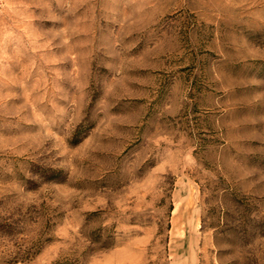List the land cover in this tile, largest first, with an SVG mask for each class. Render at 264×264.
<instances>
[{
  "label": "rangeland",
  "instance_id": "rangeland-1",
  "mask_svg": "<svg viewBox=\"0 0 264 264\" xmlns=\"http://www.w3.org/2000/svg\"><path fill=\"white\" fill-rule=\"evenodd\" d=\"M0 202L28 264H264V0H0Z\"/></svg>",
  "mask_w": 264,
  "mask_h": 264
},
{
  "label": "trees",
  "instance_id": "trees-1",
  "mask_svg": "<svg viewBox=\"0 0 264 264\" xmlns=\"http://www.w3.org/2000/svg\"><path fill=\"white\" fill-rule=\"evenodd\" d=\"M3 206L0 202V264H28L48 241L49 221L33 207L8 211Z\"/></svg>",
  "mask_w": 264,
  "mask_h": 264
}]
</instances>
